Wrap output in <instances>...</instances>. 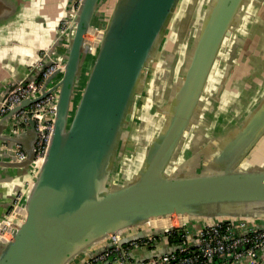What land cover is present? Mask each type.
<instances>
[{
	"label": "water",
	"instance_id": "water-1",
	"mask_svg": "<svg viewBox=\"0 0 264 264\" xmlns=\"http://www.w3.org/2000/svg\"><path fill=\"white\" fill-rule=\"evenodd\" d=\"M102 2L80 0L73 13L71 0L66 32L59 24L50 47L0 91L1 104L18 83L59 66L36 95L0 116L4 130L20 111L27 117L0 142L12 161L25 162L27 176L11 237H0V264H69L84 253L82 263L103 251L110 234L123 235V248L149 223L171 216L264 227V87L231 101L220 97L236 43L264 0H116L106 20ZM94 32L91 46L86 35ZM41 52L43 67L29 71ZM51 92V135L35 164L26 109ZM200 117L210 126L199 123V131ZM29 130L33 141L16 159L12 149Z\"/></svg>",
	"mask_w": 264,
	"mask_h": 264
},
{
	"label": "crops",
	"instance_id": "crops-1",
	"mask_svg": "<svg viewBox=\"0 0 264 264\" xmlns=\"http://www.w3.org/2000/svg\"><path fill=\"white\" fill-rule=\"evenodd\" d=\"M115 1L103 0L99 6V12L105 20L110 16ZM70 3L71 0H0V91L9 82L24 76L26 67L36 59L38 50L50 47L57 36L59 24L69 15ZM236 44V57L220 96L230 101L240 92L248 96L250 93L256 94L264 87V75H260V72L264 74V9L258 11L249 24L245 38ZM254 73L257 78L253 80L256 81L249 82L248 77ZM244 95L242 94L245 98ZM9 131L0 126V142L1 139L10 137ZM33 137V131H24L18 137L21 148L31 145ZM25 178V162L15 163L0 146V220L10 211L15 195L17 197L25 191ZM203 223L206 221L194 220L188 227L187 242L193 248L194 232ZM156 229L159 228L142 229L144 231L137 240L156 236L147 243L140 242L138 246L129 245V242L125 244L126 253L133 261H144L161 252L175 249L176 246H170L167 238L156 233ZM135 235V230H132L126 237ZM84 256V253H80L69 264H78ZM222 264L231 263L225 260ZM233 264H264V261L242 259Z\"/></svg>",
	"mask_w": 264,
	"mask_h": 264
},
{
	"label": "built area",
	"instance_id": "built-area-1",
	"mask_svg": "<svg viewBox=\"0 0 264 264\" xmlns=\"http://www.w3.org/2000/svg\"><path fill=\"white\" fill-rule=\"evenodd\" d=\"M80 0H75L72 12L75 13ZM68 23L60 25V33H65ZM86 40L94 46L97 42V33H88ZM44 52L40 53V59L36 64L29 68L43 67L42 57ZM59 66L55 63L43 67L38 78L31 81H23L15 85L5 96L0 104V116L7 114L15 105L22 100L36 95L42 87L46 78L57 70ZM56 93L51 92L41 99L34 101L26 109L30 112L36 131L35 140V158L37 164L45 154L47 149L55 110ZM20 111L17 118L12 122V132L16 133L27 124V117ZM14 123V125H13ZM16 159H22L25 153L21 146L16 144L12 149ZM21 194L17 196L14 205L11 207L6 218L0 222V237L9 239L11 237V228L13 221L18 217V200ZM163 224H161V222ZM163 221H166L164 223ZM176 222V223H175ZM191 221L178 216H171L166 220H157L148 224L152 228H161L162 235L166 237L173 228H182L184 244L179 246L178 251L170 250L166 253L155 255L144 261H133L126 253V246L120 247L119 242L123 235L121 233L110 234L103 246V251L96 256L87 257L79 264H95L108 262L110 264H213V259L222 257L231 264L242 259H249L255 262L264 261V227H258L254 222L241 219H220L217 222H206L196 228L194 232L193 248L188 244L189 233L188 226ZM156 236L131 241L129 245L138 246L140 242L147 243ZM109 243V246L106 243ZM191 249V251H190Z\"/></svg>",
	"mask_w": 264,
	"mask_h": 264
},
{
	"label": "trees",
	"instance_id": "trees-1",
	"mask_svg": "<svg viewBox=\"0 0 264 264\" xmlns=\"http://www.w3.org/2000/svg\"><path fill=\"white\" fill-rule=\"evenodd\" d=\"M213 95H214L213 92H210L209 99H208V101H206L207 103H209L211 100H213ZM218 99L220 101L222 100L221 98H218ZM224 100H226V99H224ZM205 107H206V103H205ZM206 118H207L208 121H211L210 118L207 117V115H206ZM206 118L203 119L202 117H200V119L198 120V123L196 122L197 125L194 127V129L200 131L199 126H200L201 123H205L206 125L208 124L207 126L209 127L210 124H209L208 121H206ZM188 227H190V226H188ZM183 232H184V230L182 228H173L169 232L168 236L166 235V238L168 240L169 245L170 246H176L175 247V251H178L179 246L184 244V239H183V236H182ZM190 251H191V249H190ZM223 261H224V259L222 257L214 258L213 259V264H222Z\"/></svg>",
	"mask_w": 264,
	"mask_h": 264
},
{
	"label": "rangeland",
	"instance_id": "rangeland-1",
	"mask_svg": "<svg viewBox=\"0 0 264 264\" xmlns=\"http://www.w3.org/2000/svg\"><path fill=\"white\" fill-rule=\"evenodd\" d=\"M146 117L148 118V119H153V120H155V121H157L158 120V117L157 116H155V114L154 113H152V112H149L148 110H147V112H146ZM13 125H14V123H13ZM12 123L10 122V125H9V127H8V129L10 130L9 132H10V134H11V132H12ZM135 128H137V127H135ZM191 133V132H190ZM130 134V133H129ZM192 134H194V131H192ZM198 135V132L195 134V136H197ZM130 136H131V138L132 137H134L135 135H134V133H132V134H130ZM194 136V137H195ZM196 145V143H194V140H193V143H192V146H195ZM264 145V143L262 144V146ZM257 147V146H256ZM259 149V148H258ZM262 150V149H261ZM258 151V150H257ZM263 151H264V149H263ZM261 153H262V151H261ZM253 155V153L252 154H250L248 157H251ZM260 154L258 153V156H259ZM254 156V155H253ZM264 157V156H263ZM191 222L193 221V220H190ZM176 223V222H175Z\"/></svg>",
	"mask_w": 264,
	"mask_h": 264
},
{
	"label": "flooded vegetation",
	"instance_id": "flooded-vegetation-1",
	"mask_svg": "<svg viewBox=\"0 0 264 264\" xmlns=\"http://www.w3.org/2000/svg\"><path fill=\"white\" fill-rule=\"evenodd\" d=\"M259 72H260V71H259ZM260 73H261V74H260L261 76L264 75L262 72H260ZM260 75H259L258 77H260ZM253 78H254V79L257 78V75H256L255 73L252 74L251 77H248V81H249V82H254V81H256V80H253ZM246 81H247V79H246Z\"/></svg>",
	"mask_w": 264,
	"mask_h": 264
},
{
	"label": "bare ground",
	"instance_id": "bare-ground-1",
	"mask_svg": "<svg viewBox=\"0 0 264 264\" xmlns=\"http://www.w3.org/2000/svg\"><path fill=\"white\" fill-rule=\"evenodd\" d=\"M160 222H161V224H163L162 221H160ZM163 222L166 223V221H163Z\"/></svg>",
	"mask_w": 264,
	"mask_h": 264
}]
</instances>
